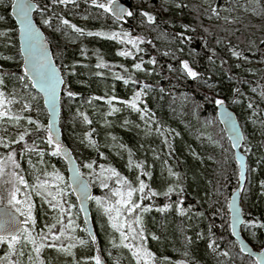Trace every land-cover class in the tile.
<instances>
[{
    "label": "trees",
    "instance_id": "16d2710c",
    "mask_svg": "<svg viewBox=\"0 0 264 264\" xmlns=\"http://www.w3.org/2000/svg\"><path fill=\"white\" fill-rule=\"evenodd\" d=\"M34 1L38 6L33 13L35 21L43 29L64 78L59 118L62 138L93 187L92 197L114 203L117 197L112 192L126 188L117 184L116 177L105 180L111 175L108 168H114L135 187L139 177L148 189L159 193L149 196L146 189L144 199L139 192L133 196L142 207L149 208L136 214L142 217L143 244L154 254L153 264H255L240 252L229 231L228 200L237 185L238 166L215 115V101L223 100L242 127L247 174L241 189V232L254 249H260L264 245V0H122L134 13L123 22L93 7L91 0L67 5ZM10 3L0 0V92L9 114L24 119L14 125L7 123V117L0 119V136L16 139L24 129L28 135L11 149L0 147V156L14 150L20 164L16 171L29 185L39 177L52 178L58 173L63 177L59 187L63 197L77 209L64 161L59 155H51L55 146L47 143V116L41 96L21 69ZM145 12L153 17L152 23L142 15ZM45 19L48 25L43 23ZM65 19L85 34L62 24ZM88 32L106 36L127 32L143 42L133 47L121 38L88 36ZM122 51L131 55H118ZM233 51L240 56H233ZM182 61L198 73L195 79L187 76ZM137 63L140 70L134 67ZM68 91L74 95L69 97ZM137 91L143 93L137 102L139 111L124 103ZM28 118L40 127L29 125ZM25 144L36 151H24L21 156ZM85 164H92V168ZM137 164L142 167L137 168ZM10 170L0 177V204H7ZM170 187L173 191L165 196ZM31 195L35 233H40L51 223L42 221L49 215V205L35 193ZM91 200L95 242L86 230L81 231L85 229L81 218L73 219L77 234H70L77 239L62 238L56 244L66 247L75 243L72 254L45 247L40 254L44 264H95L97 255L106 264H136L131 252L121 245L119 232L110 226L108 215L98 214L92 204L96 202ZM165 205L169 207L158 211ZM123 218L129 223L134 219L127 213ZM79 239L87 243L80 245ZM210 243L214 245L211 248ZM21 249L23 256L19 255ZM8 252L7 243L0 244V258ZM30 253L31 245L20 243L3 264L8 260L30 264Z\"/></svg>",
    "mask_w": 264,
    "mask_h": 264
},
{
    "label": "snow or ice",
    "instance_id": "6c2138e0",
    "mask_svg": "<svg viewBox=\"0 0 264 264\" xmlns=\"http://www.w3.org/2000/svg\"><path fill=\"white\" fill-rule=\"evenodd\" d=\"M53 2L62 5H67L69 3H75V0H53ZM91 4L95 8L102 9L104 13H110L117 19H121L124 16L131 17L134 14L132 11L123 8L120 4L116 2V0H104V2H101V0H91ZM12 6L17 9V17L21 24V31L25 38L27 52H31L34 49L35 41L38 39V34L33 29L32 20L30 18L29 13L38 6L33 5L29 2V0H12ZM216 11V9H212L213 13H216ZM142 15L147 17L149 23L153 22V17L148 13L145 12L142 13ZM43 23L48 25L50 22L49 20L45 19L43 20ZM61 23L70 26L74 32L79 33L80 35L85 34L84 30L76 27V25H69V21L66 19L61 20ZM87 35H95L101 37L106 36V34L103 32H88ZM106 38H121L123 40H126V42L131 44L133 47H136L138 42H143L142 40H140L139 37L132 38L127 32H124L122 34L113 32L110 35H107ZM25 54V50H22L21 55ZM118 55L129 56L131 55V53L128 51H122L118 53ZM232 55L239 57L240 53L233 51ZM28 63L32 64V78L36 80L37 84L41 87L43 91H45L52 97V107L53 111H55V91L57 83V79L55 77V70L50 69L48 64L43 60L26 59V66ZM151 63H155V61L153 60L151 61ZM181 64L182 68L187 73V76L189 78L195 79L198 76V73L193 71L189 67L187 62L182 61ZM134 67L140 70L141 64L137 63L134 65ZM21 79H23V77H21ZM117 79H120V77H117ZM2 83L3 81L0 80V84ZM125 83H128V81L125 80ZM133 83H135V81H133ZM67 95L69 97H72L74 94L71 91H68ZM142 95V92L137 91L134 93L131 100L125 101L124 103H126L133 110L139 111L137 102L140 100V97ZM3 96L4 94L0 92V109H4L0 110V119L7 117L8 120L14 121L19 124V122L24 119V117L20 115H10V110L5 109V101L2 98ZM9 103H11V101H9ZM215 103L217 105H223L224 101L218 99L215 101ZM109 104H111V100H109ZM249 107L251 108L252 105L249 104ZM23 108L27 109L28 105L25 104ZM113 111H115V109H113ZM225 115V123H229L231 121V117L227 116V114ZM141 118L143 119V115L141 116ZM85 120H87V117H85ZM27 123L29 125L35 124L37 129L40 127V125L31 118H28ZM157 131H161L159 127L157 128ZM27 135L28 131L27 129H24L23 131L18 132L16 139L6 140L2 136H0V147H3L5 149H11V145L19 144L20 142L24 141ZM238 139L239 134L237 133V140ZM89 142L94 144V142L92 141ZM47 143L49 145H53L55 143V150L51 152V155L56 156L60 155L63 152V148L61 147V145L58 142L54 141L50 126L48 129ZM165 143H167L166 140ZM24 151L33 152L36 151V149L35 147H30L25 144L24 149L20 153L21 156H23ZM40 156L41 162H43L42 152L40 153ZM131 164L132 161L130 159L129 165ZM84 167L90 169L92 168V164H85ZM136 167L140 168L142 167V165L137 164ZM9 168L11 170L8 171L7 174L11 177V179L9 181H6V183L10 184L11 188L7 189V204L4 206V209L0 211V244L7 243L9 252L6 253L4 258H0V264H3V260H7L8 256H11L15 253L16 246L20 244L21 241H24L26 244H30L31 253L35 254L34 257L31 253L29 254L28 258L30 264H44V261L41 259L40 254L41 250L45 247L57 248V251H61L71 255L72 249L76 247L75 243H69L66 247L64 245H60L59 247H57V245L55 244V241H59L62 238H66L69 241L77 239L74 235L70 234L75 232L77 226L75 225L72 219L71 207L69 206L66 208L62 203V197L64 195L63 189H60L58 186L49 185L47 181H40L39 178H37L34 184L29 185L25 177L23 175H20L19 172L16 171L17 169H20V164L16 159V152L14 150H9L6 156H0V177L4 176L6 174V169ZM101 169L103 173V171H105L104 166H101ZM73 171L74 175L71 178V183L68 184V187L74 188L78 193H83L84 196L88 199L95 200L96 204L103 208L104 213L108 215L110 226L120 234L121 245L131 252L133 259L136 261V264H153L155 256L143 244V241L145 239V233L142 227V217L136 214L138 210L142 212H147L149 211V208L142 207L141 204L133 200V196L135 193L139 192L140 199H144L146 189L148 190L147 195L149 196H156L159 193L148 189V185H146L144 181L141 180L139 177H137L138 187H135L127 179L121 177L120 174L114 168H108L106 169V171L111 175L106 176L105 180L111 179L112 177H116L117 184L126 186V188L117 189L112 192V196L117 197L114 203H111L107 200L102 202L100 197L88 196L87 185H85L83 181L79 178V169H74ZM44 174L48 175V173L46 172ZM143 174L147 175V173ZM169 174L175 175L171 172V170H169ZM55 177L58 181L63 182V177L60 176L58 173L55 174ZM101 183L103 187H108V184L104 182V180H102ZM53 187L56 188L55 192L52 191ZM22 188L28 191H22ZM172 191L173 189L170 187L168 191L163 194L167 196ZM31 193H35V195L40 196L43 202L48 203L53 210L59 211V216L55 218V223L45 226L47 228V232L41 231L40 233H35V218L33 216L34 205L32 203ZM21 195L24 197L23 199L18 198ZM0 199H2V197H0ZM167 207L169 206L165 205L164 208L158 209V211H164ZM177 210L182 211L179 206H177ZM81 211H84L83 207H81ZM124 213H127L129 216L134 217L131 223H129L127 219L123 218ZM65 214H67L68 216L66 224L63 219ZM18 216L23 217L24 219L18 220ZM28 225H31V228L28 227ZM57 225L60 226L58 234L53 232V229L56 228ZM84 230L86 229H81V231ZM66 233L69 234L66 235ZM49 236L51 237L53 243H46ZM155 238L156 237L154 236L153 239ZM95 239L96 238L94 236L91 237L93 243L95 242ZM78 243L80 245H84L87 242L83 239H79ZM213 246L214 245L212 243L209 244L210 248ZM19 255H24L22 249L19 252ZM258 255L259 259L257 264H264V253ZM93 259L95 260V264H102V261L98 255ZM8 264H15V262L8 260Z\"/></svg>",
    "mask_w": 264,
    "mask_h": 264
},
{
    "label": "water",
    "instance_id": "95a60500",
    "mask_svg": "<svg viewBox=\"0 0 264 264\" xmlns=\"http://www.w3.org/2000/svg\"><path fill=\"white\" fill-rule=\"evenodd\" d=\"M30 3L36 5L34 0H29ZM123 8L128 10V5L122 0H116ZM36 9V8H35ZM29 13L32 20L33 29L38 34V39L35 41L34 49L31 52H27V46L25 43L24 35L21 31V24L17 17V9L12 6V0L9 6V13L13 18L16 29H17V41L19 54L21 56V69L23 74L30 81L32 88L41 96L42 104L46 111L47 119V131L49 126L52 130V136L55 142H58L63 148V152L59 155L65 164L66 180L67 183H71V178L74 175V169H79L80 179L85 185H87V194L92 197L93 187L91 186L89 180L81 173L78 162L73 155L71 148L63 141L62 131L60 126V97L62 88L64 85V78L61 73L59 66L54 60L52 49L45 36L43 29L38 25L34 18V11ZM115 20L123 22L126 19L124 16L121 19H117L115 16L111 15ZM25 50L26 54L21 55V51ZM46 58V59H45ZM26 59H36L45 61L50 69L55 70V77L57 79L56 91H55V111L52 107V97L43 91L41 87L37 84L36 80L32 78L31 68L32 64L28 63L26 66ZM27 69V70H26ZM231 117L229 123H225L226 115ZM215 115L221 128L229 141L231 149L233 151L234 161L238 166V181L236 187L230 193L228 200V213H229V231L232 238L236 241L238 248L241 253L249 256L255 264H257L259 255L264 253V245L260 249H254L252 245L247 241L241 232V224L244 221V215L242 212L241 205V189L245 184L246 174H247V156L242 151L241 147L244 141V135L242 131L241 124L238 120L236 113L224 102L223 105H217L215 109ZM237 133L239 134V139L237 140ZM55 146V143L53 144ZM74 200L76 202L80 218L86 229V233L91 238L95 237L94 225L92 221L91 209H90V199L86 198L83 193H78L74 188L69 187ZM231 205V207H230ZM5 204H0V211L4 209ZM83 207L84 211H81ZM238 217V219H237ZM18 220H23L22 217H17ZM102 264H106L103 260Z\"/></svg>",
    "mask_w": 264,
    "mask_h": 264
},
{
    "label": "rangeland",
    "instance_id": "374dc122",
    "mask_svg": "<svg viewBox=\"0 0 264 264\" xmlns=\"http://www.w3.org/2000/svg\"><path fill=\"white\" fill-rule=\"evenodd\" d=\"M128 10H129V7H128ZM41 27V26H40ZM12 112V111H11ZM8 124H10V125H14L16 122H14V121H8L7 122ZM7 129H11L10 127H8ZM14 130V129H13ZM47 137H48V135H47ZM47 137H46V139H47ZM55 175V173L53 174V176ZM52 176V178H51V176L49 177V178H46L45 176H42V177H39V180L41 181L42 179H44L43 181H50V183H54L55 185H57L58 187H60L61 188V186H62V183H61V181H58L55 177H53ZM91 200V199H90ZM93 200V199H92ZM92 200H91V202H92ZM68 201L66 200V198L65 197H62V203H63V205L67 208V207H71V214H72V219H76V218H78V217H80V214H79V211H78V209H76V208H74L72 205H69L68 203H67ZM73 203V202H72ZM93 204V206L95 207V208H97V210H98V214H104V211H103V208L102 207H100V206H98L96 203H92ZM49 205V204H48ZM46 207H49L48 209H47V212L49 213V215H44L45 217H43V222H45V224H46V221H51V223L50 224H46V225H51V224H53V223H55V218L56 217H58L59 216V211L58 210H53L50 206H46ZM102 208V209H101ZM47 213V214H48ZM63 219H64V222H65V224L67 223V220H68V216H67V214H65L64 215V217H63ZM101 223H102V221H101ZM102 224H105V225H107L106 223H102ZM41 227H43V225H41ZM59 228H60V226L59 225H57L56 226V228H54L53 229V232H55V233H57L58 234V231H59ZM44 232H47V228L45 229V231ZM74 233H76L77 234V229L75 230V232ZM57 242L58 241H55V244H57ZM21 243L23 244H25V242L24 241H21ZM46 243H53V241L51 240V237L49 236V238H48V240L46 241ZM29 248V247H28Z\"/></svg>",
    "mask_w": 264,
    "mask_h": 264
}]
</instances>
